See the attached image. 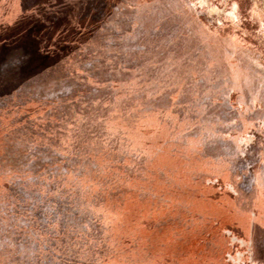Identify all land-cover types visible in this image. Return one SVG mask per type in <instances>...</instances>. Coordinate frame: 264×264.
I'll return each instance as SVG.
<instances>
[{
  "label": "rangeland",
  "instance_id": "1",
  "mask_svg": "<svg viewBox=\"0 0 264 264\" xmlns=\"http://www.w3.org/2000/svg\"><path fill=\"white\" fill-rule=\"evenodd\" d=\"M0 264H264V0H0Z\"/></svg>",
  "mask_w": 264,
  "mask_h": 264
},
{
  "label": "crops",
  "instance_id": "2",
  "mask_svg": "<svg viewBox=\"0 0 264 264\" xmlns=\"http://www.w3.org/2000/svg\"><path fill=\"white\" fill-rule=\"evenodd\" d=\"M240 244H242V242H239ZM234 262V261H233ZM235 263V262H234Z\"/></svg>",
  "mask_w": 264,
  "mask_h": 264
},
{
  "label": "flooded vegetation",
  "instance_id": "3",
  "mask_svg": "<svg viewBox=\"0 0 264 264\" xmlns=\"http://www.w3.org/2000/svg\"><path fill=\"white\" fill-rule=\"evenodd\" d=\"M234 242H238V241H235V240H233Z\"/></svg>",
  "mask_w": 264,
  "mask_h": 264
}]
</instances>
